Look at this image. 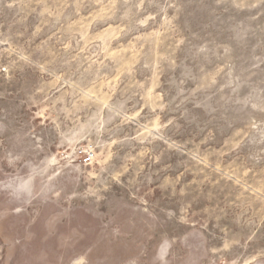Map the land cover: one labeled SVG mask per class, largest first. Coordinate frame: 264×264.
<instances>
[{
	"label": "rangeland",
	"instance_id": "rangeland-1",
	"mask_svg": "<svg viewBox=\"0 0 264 264\" xmlns=\"http://www.w3.org/2000/svg\"><path fill=\"white\" fill-rule=\"evenodd\" d=\"M0 264H264V0H0Z\"/></svg>",
	"mask_w": 264,
	"mask_h": 264
},
{
	"label": "built area",
	"instance_id": "built-area-1",
	"mask_svg": "<svg viewBox=\"0 0 264 264\" xmlns=\"http://www.w3.org/2000/svg\"><path fill=\"white\" fill-rule=\"evenodd\" d=\"M90 160V156H86L85 158H84V161L85 162H88Z\"/></svg>",
	"mask_w": 264,
	"mask_h": 264
}]
</instances>
